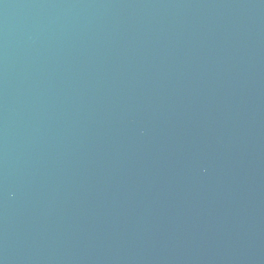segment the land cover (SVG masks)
<instances>
[{
    "label": "water",
    "instance_id": "obj_1",
    "mask_svg": "<svg viewBox=\"0 0 264 264\" xmlns=\"http://www.w3.org/2000/svg\"><path fill=\"white\" fill-rule=\"evenodd\" d=\"M0 264H264V0H0Z\"/></svg>",
    "mask_w": 264,
    "mask_h": 264
}]
</instances>
